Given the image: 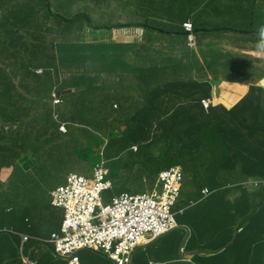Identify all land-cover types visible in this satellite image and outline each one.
<instances>
[{
  "label": "crops",
  "instance_id": "obj_1",
  "mask_svg": "<svg viewBox=\"0 0 264 264\" xmlns=\"http://www.w3.org/2000/svg\"><path fill=\"white\" fill-rule=\"evenodd\" d=\"M26 2L0 0V40L8 42L14 38L22 46L33 44L23 47L18 55L12 54L14 63L0 64V125L8 126L34 114L31 110L5 112L13 105L24 108L32 99L29 91L36 86L49 87L50 77L44 76L39 81L29 69L45 70L50 62L54 66L56 61L67 64L63 70L65 74L82 75L79 82H75V89L78 84L77 89L97 91L99 101L87 99L78 104L83 125L74 135H50L49 129L47 134L35 131L37 135L29 144L27 162L15 160L2 164L0 157V233L6 237L10 235L19 244L22 234L28 236L16 252L22 264H47L45 255L49 253L45 245L51 244L45 240L59 230L63 218L62 208L53 206L50 200V191L58 185L51 169L45 168V160L52 156L51 149L63 155L59 158L63 161L81 162L75 150L88 144L94 147L99 137L109 140L110 133H105L109 129L115 127L116 132L122 131L128 121L140 119L134 116L139 115L136 108L146 105L150 91L160 87L167 91L179 89V85L181 94L199 99L203 91L189 86L191 81L197 80L211 85V97L219 108L229 109L249 98L245 108H237L240 115L236 119L241 120L247 133L264 139V48L260 47L264 39V0H48L29 4L25 12L19 11ZM7 3L19 10H8ZM9 11L14 12L13 17L20 20L27 31H21L19 35L8 33L10 24L3 17ZM49 11L59 13L64 19L57 16L52 20ZM185 21L193 24V47L189 46L181 27ZM68 22L75 26L72 28ZM89 22L107 26V29L93 30L89 28ZM39 25L44 26L42 33L34 36L33 28ZM69 31L76 39L75 43L68 42ZM21 35H25L22 40ZM57 57L56 61L52 59ZM103 67L110 69L108 73H116L114 67H121L119 72L125 76V82L120 75L115 81L110 80L111 83L105 77L95 75L103 73ZM163 93L155 99L164 103L162 110L166 111L172 108L177 95ZM109 104H116L112 106L115 110L107 106ZM104 146L102 151L109 156L104 160L113 190L127 191L124 188L128 184L138 183V178L127 179L128 169L139 177L144 173L142 183L136 187L138 190L152 188V178H147L144 172L145 148L134 150L121 138L112 137L104 142ZM191 147L196 149V145ZM201 148L204 149V143ZM206 151L211 153L212 168L218 167L220 171L209 170L211 175H207L211 182L205 187L214 188L218 180L236 185L213 192L202 208L192 207L195 212L188 218H183L181 209H176L178 226L186 230L188 238L192 228L188 221L194 223V232L213 230L219 223H237L243 216L244 192H251L241 184L250 177L244 171L242 155L233 173L228 171L232 165L227 163L222 147L212 146L205 148ZM203 198L202 193H196L192 200L196 202ZM169 234L143 243L136 251L133 264L184 262L198 255L196 251H212L194 246L198 240L190 249L186 240L182 248ZM2 245L0 243V248ZM185 250L195 253L188 258L182 254ZM10 253L7 250V256ZM94 253L101 259L91 257L87 252L85 264L88 261L113 264L102 252ZM224 262L231 264L232 255L226 256ZM58 264L62 262L58 261Z\"/></svg>",
  "mask_w": 264,
  "mask_h": 264
},
{
  "label": "trees",
  "instance_id": "obj_2",
  "mask_svg": "<svg viewBox=\"0 0 264 264\" xmlns=\"http://www.w3.org/2000/svg\"><path fill=\"white\" fill-rule=\"evenodd\" d=\"M27 1L28 2L25 4H22L20 7L21 10L13 8L12 5L7 3L10 7L8 10L25 12L29 4L35 2H39L40 4V2L48 0ZM13 16L14 12L9 11L6 16L3 17V20L10 24V27L7 29L8 33L19 35L21 31H27L26 27L23 28L21 21ZM51 16L52 20L57 19V15L51 13ZM74 17L77 18L78 16ZM68 25L72 28L75 26L73 22H68ZM43 27V25L34 26L33 35L35 36V33H42ZM92 27L95 28H91L93 30H100L99 28H101V26L98 25H92ZM67 33L69 35L68 42L75 43L76 39L70 36L72 32L69 31ZM23 37H25V35H21V40ZM32 45L33 44L22 46L19 41L14 38L8 42L0 40V64L8 65L14 63L12 54L18 55L23 47ZM52 59L56 61L58 57ZM60 63L62 66L55 67L50 62V66L48 67L50 69L47 68L48 71H52L56 75L65 74L63 70L65 69L64 66L67 64ZM104 69H106V67H103L102 71H104ZM29 73L33 75L31 70H29ZM47 77L49 79V76ZM49 82H51L50 79ZM193 84L196 91H203L202 96L209 94V90L205 91L202 84ZM177 87L180 89L179 85H177ZM179 89L164 90L166 92L178 94L175 102L171 104L173 112L170 113V118H162L165 114V112L161 110L162 105L157 106L150 104L154 98L149 96V105H142V108L140 109L139 107L138 109V114L140 115H134L136 118H141L128 121L123 134L118 136L117 139L121 138L124 144L126 142L127 145L130 146L136 143L147 150V161H143L145 163L144 172L147 178H152L151 185L155 183L160 170L174 164L183 163L185 170L184 184L181 197L177 205H175L174 211L176 212V209H182L181 215L183 218H188L190 214L195 212L192 211V207L202 208L208 203V196L196 202L192 200L196 193L200 195L202 189L210 185L211 182L207 174L211 175L209 170L213 166V161L211 153L209 151L204 152V149L211 148L212 146L222 147L225 156L228 158L227 163L232 165L228 171H232L233 173H235V164L242 155L245 162V173L252 178L264 179V139L254 138V135L252 136L250 133H247L241 120L236 119V117L240 115L237 114L236 106L229 109L224 106L221 108L213 106L207 114L201 109L198 102L191 106H185V103L183 104L185 100L182 96L187 99L193 98L181 94ZM95 92L96 91H87L85 99L97 100L98 97L94 95ZM158 92H160V90ZM194 100L197 101L198 99ZM77 102V99H69L67 103H65L63 110H58L60 120H66L67 114L76 115L77 107L73 105H76ZM71 110L74 111L67 113ZM42 117H44L43 114ZM47 118H50V113H48ZM42 121H44V119H37L33 130H30L28 126L23 130L20 128L7 132L0 130V157H2V164H7L15 160L20 162H27L29 160V144L37 135L35 131L47 134V128ZM245 127L247 128L248 126ZM248 130L250 131L251 128H248ZM112 138L116 139V137ZM203 143L204 149L201 148ZM190 144L196 145V149L193 150ZM51 154V158L45 160V168L51 169V172L58 179V184H60L64 181L65 175L64 171L58 168V163L61 164V159L59 158H63L64 156L58 155L53 148L51 149ZM35 155H37L36 152ZM80 155L83 159V163L87 162V168L89 169L87 158L90 157L87 156L86 153H81ZM97 157L98 152H96L93 158ZM35 159H37V157H35ZM215 163H218V160H215ZM212 171L220 170L216 167L212 168ZM20 173H22L21 169ZM143 174L142 172L141 177H139L132 169H128L127 175H129V177L127 179L138 178V183L135 184L138 186L140 182L142 183L141 178ZM190 175H192V177H190ZM224 184L225 182L218 180L217 186L222 187ZM132 185H130L131 189L133 187ZM141 187L143 186H139V188ZM124 189H126V187ZM249 190L251 192H244V197L241 201V205L244 208L243 216L237 223L230 225L219 223L213 230L208 228L205 232H194L192 230L193 226H195L194 223L191 221L187 222V224L192 227L187 241L188 248H191L192 244H194L193 242L198 240L197 244L194 246H198L202 250L216 251L223 248L222 250L208 255L198 254L192 260L173 262L170 264H225L224 259L230 254L233 257V262L231 264H264V205L257 210V207L264 203V185L260 184ZM130 191L137 192L139 190L138 188H134ZM117 192L116 190H107L103 193L102 198L105 202L109 201ZM176 214L178 218V212H176ZM249 218L251 219L247 222ZM236 232L237 235L233 239ZM169 233V236L174 237L179 245L185 237L186 230L178 227ZM232 239L233 241L231 242ZM201 242L205 244H201ZM0 243L3 244L0 248V264H22L19 256L16 254L18 242L14 238L10 235L6 237L5 234L0 233ZM45 246L49 253L45 255L47 264H58V261L62 262V264L66 263L65 260L54 256L50 245ZM7 250L11 252L10 256H7ZM87 252L91 257H96L99 260L101 259L93 250L84 249L79 251L81 264H85V259H87L85 258V253ZM88 264H91V261H88Z\"/></svg>",
  "mask_w": 264,
  "mask_h": 264
},
{
  "label": "clouds",
  "instance_id": "obj_3",
  "mask_svg": "<svg viewBox=\"0 0 264 264\" xmlns=\"http://www.w3.org/2000/svg\"><path fill=\"white\" fill-rule=\"evenodd\" d=\"M49 12H50V14L52 13L53 15H57L60 19H64V18H62L63 16L60 15L59 13H54L52 11H49ZM92 25H93L92 23H90V22L88 23L89 28H93ZM186 25H190V27H186ZM117 26H120V25H117ZM181 27H182V29L184 31V36H186V39L188 41L189 46L193 47L194 41H195V35H194V31H193L192 22L185 21V22L182 23ZM114 28H116V27H114ZM93 29H95V28H93ZM99 29L100 30L107 29V26H103V27L101 26V28H99ZM262 37H264V31H262ZM260 47L264 48V39H262ZM56 63L57 64H56L55 67L62 66L60 62H56ZM64 67L66 68V66H64ZM48 69H50V68H48ZM48 69L46 68L45 70H43L42 68H33V69L30 68L29 70H31L33 72V75L35 77L37 76L39 81L44 76H49L50 80H51L49 87L45 86L44 84H42V85L40 84L39 86H36L35 89L29 91L30 96L32 97V99L24 108L23 107H19L18 108L16 105H13L12 107H8V110H6V112H5V113H7V112L22 111V110H24V111L25 110H31V111L34 112V114H32L30 118L19 119L17 121H14L13 123H10L8 126H1L0 125V130L5 131V132L13 131V130H15L17 128H20V129L23 130L26 126H28L30 130H33L35 128L34 126L36 125L37 119H40V120L44 119V121H42V122L44 123L46 128L49 129L50 135L68 134V133H72V135H74L77 128H82L81 126L83 125V122H82V118L79 117L81 114H80V111H79V105L78 104L80 102H82V100H84V101L86 100L85 99V94H86L87 90L77 89V87L80 86L78 84L76 85V89H75V82H79L78 78L82 77V75H75V74L56 75L54 72L48 71ZM106 70H107V73L103 71L104 76H102L103 73L95 74V75H101V77L103 79L105 77L107 79V81L111 83V81H113V80L115 81L116 80V76L117 75L118 76L120 75L119 71H121L122 68L121 67H118V68L114 67V71L116 73H108V71L110 70L108 68ZM120 77L124 81V77L125 76L124 75H120ZM103 81L106 82L105 80H103ZM193 83L202 84L205 91L209 90V94L210 95L207 94L206 96H201L197 101L194 100V99H187V98L182 96V98L185 100V101H183V104L185 103V106H191L194 103L198 102V104L200 105L201 109L204 110V112L208 114V112L211 109V107L218 106V105L214 104V99H213V97H211V91H212L211 90V85L209 83H204V82H200V81H197V80H193V81L190 82L189 86L194 88V84ZM159 90H160V92H158ZM163 91L164 90H162V87H160L157 90L150 91V93H148V95L152 96L151 98H154V100L151 101L150 104H154V105H157V106L162 105V108H163L164 103L161 102L160 100H156L155 99V97H159L162 94H164ZM96 93H97V91L94 93L95 96H96ZM176 95L178 97V94H176ZM75 98L78 100L76 105L75 104L73 105V106L77 107L76 115L73 116V115L67 114L66 115L67 116L66 120H60V116H59L58 110H63V107H65V103H67V101L69 99H75ZM248 99L249 98L244 99L240 103H238V104H236V105H234L232 107L236 106V109L238 107L239 108H245L246 104L248 102ZM137 100H138V98H137ZM148 100H149V97L146 98V105H144V106L149 105L148 104ZM97 101H99V98H97L96 102ZM107 106L111 107L112 110H115V109L112 108V106H116V104H112V105L109 104ZM11 108H13V109H11ZM14 109H17V110H14ZM138 109H139V107L136 108V112L137 113H138ZM172 110H173V108L168 109L166 111L162 110V112H165L164 117H162V118L163 119L170 118V116H171L170 113L173 112ZM73 111L74 110H71V111H68L67 113H71ZM48 113H50V118H47ZM42 114L44 115V117H42ZM110 130H112V131H110ZM123 132H124V129L122 131L118 130L116 132V128L113 127L111 129H109L107 132H105V133H110L109 140L105 141L104 139L99 137L98 142L94 145V147H93V145L88 144V145H85V147L77 148V150H75V153L80 158L81 162L60 160L61 164L58 163V168H60V170L64 171V175H65L64 176V181L62 183L56 185L50 191V200H51V204L53 206L62 208V210H63V218L61 220L59 230L55 231V232H52V233H58V234L61 233V227H62V222H63V219H64V213H65V209H64L63 206H57V205L54 204V202H53L54 201V194L53 193L59 186H66L67 185L68 177L70 175H76L77 177L82 178L84 180V183L89 188H92V186L94 185V183L96 181V178L98 176H100L101 178L98 180V182L103 184L104 186L102 188H100L99 191H98L99 200H100L102 205H110V206H112L114 200L117 199V198H120L122 195L123 196L124 195L137 196V195H141V194H152L154 192H162L163 191V181L161 179L162 173L167 172V171H172V170H178L179 169L181 174H182V180H181V185H180V190H179L180 192H179V195H178L176 201L171 206V214L173 216L174 226L172 228H170L169 230H166V231H164V232H162V233H160L158 235H153L152 233H147L145 235L144 239L141 242H139L135 246V248L132 251H130V253L127 255L128 259L124 260V262L122 263V264H133L136 251L141 247V245L143 243H145L147 241H151V240H156V239L160 238L161 236L167 235V233H169L172 230H174V229L179 227L178 226L179 224L177 222L178 218H177L176 212L174 211V207H175V205H177V203H178V201H179V199L181 197V194H182V188H183L184 177H185V170H184V166H183L182 162L178 163V164L171 165L170 167L162 169V170L159 171L155 183H153L150 186V187H152L150 190H146V189H148V188H146L145 190H139L137 192H133V191H130V190H133L134 188H136L137 185L128 184L126 186V189H124V190H127V191L118 192V193L114 194L110 198L109 201L105 202L103 200V198H102V195L107 190H113V183H112V180L109 177V169L106 166V163H105V160H104L106 152L103 153L102 149L105 150L104 142L110 141L111 136L112 137H116V139H117V137L121 136L123 134ZM118 134H121V135H118ZM130 147L132 149H134V150H137V148L140 147V146L138 144L134 143ZM96 152H98V157L97 158H93L95 156ZM81 153H86L87 156L90 157V158H87L88 162H89V169L87 168V162L83 163V159L81 158V155H80ZM74 162H75V164H74ZM241 184L244 187L251 189V188L256 187V186H258L260 184L264 185V179H256V178L248 177V179H245V180L241 181ZM130 185L133 186L132 189L130 188ZM235 185L236 184H231L230 182L229 183L225 182V184L222 187H218L217 185L214 188H209V187L206 188V187H204L202 189V195H204V198H205V197L211 195L213 192H216V191H218V190H220L222 188L229 187V186H235ZM263 205H264V203L259 205L258 206L259 208L257 207V210H259L260 207H262ZM181 211H182V209H181ZM250 219L251 218H249L247 220V222ZM52 233L50 234V237L48 238V240H45V241H48V243L51 244V248H52L53 254L56 257H59V258L65 260L66 263L69 264L70 257L66 256V255H61L55 250V243L51 239ZM236 235H237V232L235 233L233 239L236 237ZM185 236H186V234H185ZM27 239H28V236L22 234V236H21V244L18 243V248L20 247V245L23 246L24 242ZM233 239L231 240V242L233 241ZM186 240L188 241V237L187 236L184 237L183 240L181 241V243L179 244V245H181L182 248L184 247V244H185ZM84 249H91L93 251H100L103 254H105L112 261L113 264H120L119 261H115L110 256V254L106 253L101 247H99V248L84 247V248L78 249L76 251V253H75V255L78 258V264H81V261H80V258H79V251L80 250H84ZM222 249L223 248L218 249L216 251H196V253L201 254V253L205 252V253H208V254H213V253L219 252ZM185 251L190 252V250H185ZM185 251L182 252L183 255H184ZM190 256L191 255H187L185 257L189 258Z\"/></svg>",
  "mask_w": 264,
  "mask_h": 264
},
{
  "label": "built area",
  "instance_id": "obj_4",
  "mask_svg": "<svg viewBox=\"0 0 264 264\" xmlns=\"http://www.w3.org/2000/svg\"><path fill=\"white\" fill-rule=\"evenodd\" d=\"M100 178L89 188L82 178L70 175L67 185L53 193L54 204L63 206L65 213L61 233H52L51 239L59 254L70 257L69 264H78L75 253L84 247H101L122 264L147 233L158 235L174 226L171 206L180 192L179 169L162 173V192L122 195L112 206L99 200L104 186Z\"/></svg>",
  "mask_w": 264,
  "mask_h": 264
},
{
  "label": "water",
  "instance_id": "obj_5",
  "mask_svg": "<svg viewBox=\"0 0 264 264\" xmlns=\"http://www.w3.org/2000/svg\"><path fill=\"white\" fill-rule=\"evenodd\" d=\"M259 208V207H258ZM195 252L194 251H185L184 255L187 256V255H193Z\"/></svg>",
  "mask_w": 264,
  "mask_h": 264
},
{
  "label": "rangeland",
  "instance_id": "obj_6",
  "mask_svg": "<svg viewBox=\"0 0 264 264\" xmlns=\"http://www.w3.org/2000/svg\"><path fill=\"white\" fill-rule=\"evenodd\" d=\"M104 72H106L107 73V70L106 69H104ZM102 76H104V74H102ZM109 156L108 155H106L104 158H108Z\"/></svg>",
  "mask_w": 264,
  "mask_h": 264
}]
</instances>
